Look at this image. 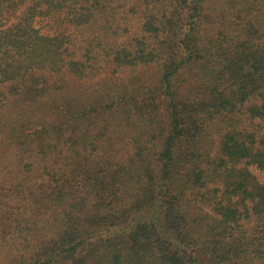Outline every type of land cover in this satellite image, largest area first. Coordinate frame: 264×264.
Masks as SVG:
<instances>
[{"label":"trees","instance_id":"1","mask_svg":"<svg viewBox=\"0 0 264 264\" xmlns=\"http://www.w3.org/2000/svg\"><path fill=\"white\" fill-rule=\"evenodd\" d=\"M244 1L215 32L217 0H0V264H264V0Z\"/></svg>","mask_w":264,"mask_h":264},{"label":"rangeland","instance_id":"2","mask_svg":"<svg viewBox=\"0 0 264 264\" xmlns=\"http://www.w3.org/2000/svg\"><path fill=\"white\" fill-rule=\"evenodd\" d=\"M217 1L221 5V7H219L220 8L219 9V14H220L219 15V19L217 20V22H214L212 20L210 22H208V24H211V27H209L210 31H212V29L214 27H216L215 32L220 27L224 28L226 26H229L230 28H232L240 20V19L236 18L234 15H231V13H230V5L232 4L233 0H217ZM240 1L242 2V4L247 6L246 1H244V0H240ZM210 2H212V0H209V3ZM256 6H257V4H256ZM252 11H253V13L256 12L257 11V7L255 9H253ZM125 21L127 22L128 20L125 19ZM224 24H227V25L225 26ZM52 25H54L52 20L50 21V20H40V19H38L36 21V26L38 28H41L43 33L52 32ZM129 25L133 29H135V28H137L138 24H136L135 22L132 21V22L129 23ZM131 27H129V29H131ZM101 31L103 32V34H101V38L103 40H105L106 42H108V43H105L107 45L110 44V43L115 42L116 41L115 39H117L118 41H124V40H128L129 39V35H128L129 31H128V33L126 31H123V32L119 31L118 32L119 36L114 34L113 32H109L108 33V32H105L104 30H101ZM130 74H131V72L128 71L127 73H120L119 72V73H115L114 75L118 76L119 78H121V77H127ZM99 76L103 77V72L100 73ZM105 76H106V74H104V77ZM151 76H152V74H151ZM147 78H148V76H147ZM97 80H99V79H97ZM148 83H149V81L147 82V84ZM137 85L138 84L136 83L135 86H137ZM253 127H257V125H255ZM259 129H260L261 132H264V129H261V128H259ZM217 134L218 133H216V138L212 140V143H209L210 140L208 141L209 146L210 147H215L216 150H217V147L219 145L218 144L219 137H217ZM2 154H3V151L0 150V172L2 171V169L4 167L3 166V161L5 160V156H3ZM13 164L14 163H10L9 164V169H13ZM248 167H249V172H250V175L252 176V178H254L255 181L258 182V183H263L264 182V170L259 168V167H257L254 164L249 165ZM15 173L16 172L14 170H12L11 175L15 174ZM14 200H17V196L14 197ZM18 204L22 205V202H20V203L18 202ZM3 207L4 206L0 207V221H3L2 219L6 218V215L1 211L3 209Z\"/></svg>","mask_w":264,"mask_h":264}]
</instances>
